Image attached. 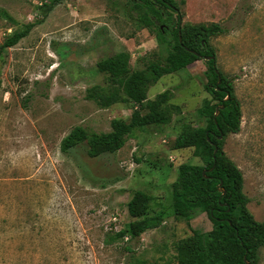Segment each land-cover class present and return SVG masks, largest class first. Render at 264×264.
Here are the masks:
<instances>
[{"label": "rangeland", "instance_id": "374dc122", "mask_svg": "<svg viewBox=\"0 0 264 264\" xmlns=\"http://www.w3.org/2000/svg\"><path fill=\"white\" fill-rule=\"evenodd\" d=\"M181 24L219 23L211 37L215 66L232 77L241 107L240 129L222 141L239 168L247 208L264 221V0H176ZM0 0V45L15 29L29 33L0 52V264H177L176 243L191 228L211 229L206 213L191 220L168 216L137 239L113 240L132 220L126 202L135 189L167 209L176 168L201 164L193 147L174 148L184 129L203 127L198 109L206 63L195 60L147 90H170V120L134 128L114 154L89 157L85 143L62 152L77 125L110 130L128 121L134 103L99 107L85 89L107 84L95 63L118 53L130 69L163 61L154 35L137 20L131 0ZM174 106L178 107L175 111ZM170 157L173 159L170 160ZM258 264H264V245Z\"/></svg>", "mask_w": 264, "mask_h": 264}, {"label": "trees", "instance_id": "16d2710c", "mask_svg": "<svg viewBox=\"0 0 264 264\" xmlns=\"http://www.w3.org/2000/svg\"><path fill=\"white\" fill-rule=\"evenodd\" d=\"M58 1L50 0L47 10ZM131 1L137 10V20L154 35L158 52L164 55L163 61H149L145 68L133 70L118 53L99 59L95 63L96 71L105 75L108 82L87 87L85 98L102 108L116 103H134L137 109L131 112L128 121L112 119L107 132L74 126L62 138L60 149L67 153L85 143L89 157L114 154L134 128L168 123L172 92L166 89L148 99V88L160 77L213 55L211 60L204 59V90L210 98L198 109L206 123L196 129H184L174 139V148L193 147V154L201 164L181 163L177 166L167 209L155 211L151 206L152 195L135 189L126 202L132 220L115 232L112 239H137L145 231L159 227L168 216L189 221L197 214L206 213L211 229L202 232L191 228L190 236L177 241V264H246L245 260L248 264H258L259 247L264 245V221L255 220L248 211L249 200L243 192L242 173L222 150L224 135L238 132L241 122V107L233 79L216 68L214 48L209 42L211 37L225 33L226 29L215 22L181 24L182 15L176 0ZM30 28L31 25H25L9 33L0 45V52L14 46ZM220 105L223 108L214 116ZM174 109L177 111L178 107L174 106ZM214 147H217L215 153Z\"/></svg>", "mask_w": 264, "mask_h": 264}, {"label": "water", "instance_id": "95a60500", "mask_svg": "<svg viewBox=\"0 0 264 264\" xmlns=\"http://www.w3.org/2000/svg\"><path fill=\"white\" fill-rule=\"evenodd\" d=\"M179 40H180V38H179ZM213 58H214L213 55L205 56V57H204L205 60H211V59H213ZM216 72H217V71H216ZM219 82H220V78H219V76H218L217 83H219ZM221 108H223L222 105L216 107V110H215L214 116H216V115L218 114L219 109H221ZM216 150H217V147H214V153L216 152ZM219 191H222V194H224V190H223L222 188H219ZM244 260H245V257H244ZM245 263L248 264V262H247L246 260H245Z\"/></svg>", "mask_w": 264, "mask_h": 264}, {"label": "built area", "instance_id": "2783aa9c", "mask_svg": "<svg viewBox=\"0 0 264 264\" xmlns=\"http://www.w3.org/2000/svg\"><path fill=\"white\" fill-rule=\"evenodd\" d=\"M170 160L172 161L173 159L170 157ZM125 239H127V238L125 237Z\"/></svg>", "mask_w": 264, "mask_h": 264}]
</instances>
